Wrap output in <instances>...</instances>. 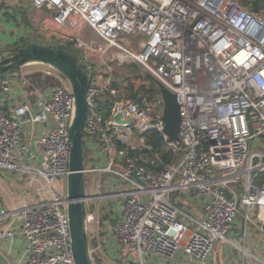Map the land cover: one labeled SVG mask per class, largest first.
<instances>
[{"label": "built area", "instance_id": "2783aa9c", "mask_svg": "<svg viewBox=\"0 0 264 264\" xmlns=\"http://www.w3.org/2000/svg\"><path fill=\"white\" fill-rule=\"evenodd\" d=\"M28 1L52 9L48 27L61 29L77 18L104 41L98 51L106 71L89 64L83 136L85 154H101L85 162L87 181L100 176L91 189L86 185L87 224H105L110 233L91 246L96 262L110 252L112 264H218L224 246L245 251L229 239L241 213L243 238L255 216L264 234V185L255 183L264 170V162H255L256 142L264 138V0L253 9L241 0ZM8 3L0 0V9ZM106 55L121 64L137 61L176 95L178 140L168 142L162 95L136 87L131 98L115 84ZM50 69L47 75L58 73ZM12 81L11 72L0 75V172L40 177L41 193L48 194L21 212L28 263L76 264L67 195L74 95L60 83L8 110L1 101L13 93ZM23 81L33 85L31 78ZM107 99L112 107L105 116ZM37 125L32 149L24 137ZM153 130L180 156L176 162L163 164L147 144ZM16 234L1 231L0 238ZM223 252L230 264H246L232 250Z\"/></svg>", "mask_w": 264, "mask_h": 264}, {"label": "water", "instance_id": "95a60500", "mask_svg": "<svg viewBox=\"0 0 264 264\" xmlns=\"http://www.w3.org/2000/svg\"><path fill=\"white\" fill-rule=\"evenodd\" d=\"M257 4V3H256ZM255 10H257L255 8ZM29 64H44L54 68L69 83L75 98V113L69 127L70 173L67 177L68 215L72 250L76 264H95L87 224L84 127L88 114L90 66L77 51L57 42L27 40L11 51L0 54V75L13 72ZM165 107L163 119L168 142L178 140L180 132V106L176 95L161 81H156ZM120 121V115L116 116ZM3 264L11 262L0 252Z\"/></svg>", "mask_w": 264, "mask_h": 264}, {"label": "crops", "instance_id": "0c3cea01", "mask_svg": "<svg viewBox=\"0 0 264 264\" xmlns=\"http://www.w3.org/2000/svg\"><path fill=\"white\" fill-rule=\"evenodd\" d=\"M18 2V0H15ZM21 1V0H19ZM28 1V0H27ZM6 6L0 9V54L7 52L10 47L20 43V39L15 34L13 22L8 19L9 16L14 15L11 11L13 3L9 0ZM28 3H31L28 1ZM18 4V3H16ZM23 4H21L22 6ZM43 11H51L50 14L53 15V11L50 8H38ZM45 9V10H44ZM7 13L10 14L7 17ZM49 15V14H48ZM21 20V18H20ZM26 70V69H25ZM44 73L46 71H43ZM30 72H25L24 67L18 69L17 71L11 72L13 78V93L6 97L3 101V106L10 110L17 104L24 102V100L35 101L37 93L39 90H43L47 87H38L35 84L27 86L24 84L23 79L28 77L31 78ZM50 87V86H48ZM37 126H29L25 133L24 143L29 147L35 148V139L39 137L36 136L34 130H38ZM101 157L99 151H92L91 153H86L85 157ZM43 180L40 177L33 175H22L10 174L6 172H0V232L1 231H15L17 234L15 236H9L7 238H0V252L7 257L11 264H29L28 263V241L27 238L22 234V219L21 212L27 207H31L36 203L40 202L44 198L48 197V194L41 193V190L45 188L43 186ZM58 186V185H57ZM60 186V185H59ZM256 215V212H255ZM103 223V222H102ZM259 220L256 218L252 219L251 224L255 226V230H260ZM93 229L88 227L90 241L92 240L95 244L98 241H107L110 237V233L106 228L105 224H92ZM243 221L237 220L234 230L230 233L229 239L235 244L239 245L245 251L240 250L237 247L224 246L223 251H233V257L237 260H245L246 264H264V260L258 254V250L252 244L250 237H248V230L246 228V238L244 239L242 234ZM261 231V230H260ZM241 241V242H240ZM239 250L236 253L234 250ZM221 251L216 254L215 259L218 264H230L228 257H225V253ZM101 264H112L113 254L110 252H101ZM262 261H259L258 259ZM0 264H3L0 261Z\"/></svg>", "mask_w": 264, "mask_h": 264}, {"label": "rangeland", "instance_id": "374dc122", "mask_svg": "<svg viewBox=\"0 0 264 264\" xmlns=\"http://www.w3.org/2000/svg\"><path fill=\"white\" fill-rule=\"evenodd\" d=\"M242 1V0H241ZM10 3V2H9ZM12 7H7L11 8V11L15 13L12 16H9L10 14L7 13L8 19L13 22L15 34L19 37L20 43H25L27 40H38L41 42H57L60 44H63L70 49L77 51L81 54V56L84 58L86 53L88 54L87 58L88 61H86L88 64H93L96 65V67L101 68V70L106 71V65L105 63L101 60L102 56L99 54L100 51H98V45H104V41L100 39L96 33H94L91 29V27L87 26L85 23L82 21L79 22L77 18L71 21V23L65 25L61 29H58L56 27H48L47 20L52 18V15L50 14L51 11H43L38 9L37 7H34L31 3H28L27 0H21L18 2L15 0H12ZM18 3V4H16ZM21 4H23L21 6ZM45 10V9H44ZM49 14V15H48ZM21 18V20H20ZM82 39L84 42L89 44L90 49L87 50L84 47H79L78 42L79 39ZM129 38H132V36H129ZM25 41V42H24ZM115 51V50H113ZM124 57V55L122 56ZM117 59H113L110 55H106V61L109 60L110 62H107L108 65L112 68V72L114 74V77H116L119 81L125 82L127 78H131L132 80H135L136 82L138 81L137 74H148V75H153L150 72L146 71L144 67L139 64L137 61L130 59L129 61L125 62L124 64L118 60V56L116 57ZM111 59V60H110ZM132 63H138L139 66V72L135 73L130 71L129 65ZM26 69V70H25ZM50 69L49 66L44 65V64H29L24 66V71L25 72H30V73H37L40 71H48ZM51 70V69H50ZM31 74V75H33ZM58 77L57 79L59 82H54L53 85L51 86H56L60 83L68 85V81L66 78H64L60 73H54ZM157 80L161 81L164 85L165 83L157 78L155 75H153ZM142 80V79H141ZM256 147L260 151V157H255V162H264V138H261L259 142H256ZM85 162L87 163V157H85ZM100 176L94 175V177H91L87 182L86 185L89 189H91V184L95 182V180L99 179ZM44 182V181H43ZM255 183L257 184V179L255 180ZM43 186H46L45 183H43ZM56 185H58L59 188H62V182L57 181ZM60 185V186H59ZM105 189L106 188H102ZM176 197L179 198V200H184L183 195L176 194ZM184 202V201H183ZM178 205L183 207L182 202H178ZM96 206L93 204L90 206V210H94ZM186 209H197L196 205L193 204H188L186 205ZM104 215V214H103ZM103 215L99 213V217L102 218ZM238 220H241L244 222L245 218L242 215V213L239 215ZM93 223H89L88 227L93 229ZM245 229V227H244ZM248 230V237H250L252 244L256 247L258 250V254L260 257L264 260V234L260 230H255V226L252 225L251 223L248 224L247 226ZM243 228H242V233H243ZM245 239V238H244ZM91 242V241H90ZM241 242V241H240ZM236 253H238L239 250H234ZM93 257V256H92ZM95 264H101L99 261L98 263L95 261L93 258Z\"/></svg>", "mask_w": 264, "mask_h": 264}, {"label": "trees", "instance_id": "16d2710c", "mask_svg": "<svg viewBox=\"0 0 264 264\" xmlns=\"http://www.w3.org/2000/svg\"><path fill=\"white\" fill-rule=\"evenodd\" d=\"M254 2L255 0H242L241 1V3L244 6L250 9L254 8ZM21 44L23 43H19V44L14 45L13 47H10L8 51L13 50L15 47L20 46ZM138 66H139L138 63L130 64L129 65L130 71L135 72V73L139 72ZM17 70H14V71H17ZM137 76H138L137 82L135 80H132L131 78H127L125 82H121L117 79V81H115V84L124 86L125 90L127 91L128 95L131 98L136 97V94L134 93V90L136 87H139L140 91L142 92H147L149 89V92L152 95L161 94L158 88V85L156 83L157 79L153 75H148V74L144 75V74L138 73ZM57 78L58 77L56 76V74L53 73V74L47 75L43 71H40V72H37L31 75L32 83L41 88L51 86L54 84V82L58 83L59 80ZM111 107H112V104H111L110 99H107L102 104V110L105 116H108L110 114ZM146 141H147V144L151 146L152 150L160 156L159 158L163 162V164L174 163L180 157L179 155H177L176 153L172 151L171 147L166 143V141L164 140V138L158 131L153 130V131L148 132L146 134ZM257 185L259 186L264 185V170L260 172L257 177ZM90 244L91 246L95 245V243L92 240Z\"/></svg>", "mask_w": 264, "mask_h": 264}]
</instances>
